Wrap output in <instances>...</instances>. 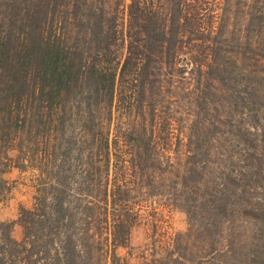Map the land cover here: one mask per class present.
I'll return each mask as SVG.
<instances>
[{
    "label": "trees",
    "instance_id": "1",
    "mask_svg": "<svg viewBox=\"0 0 264 264\" xmlns=\"http://www.w3.org/2000/svg\"><path fill=\"white\" fill-rule=\"evenodd\" d=\"M230 1L0 0V194L8 168L36 171L21 239L0 221V264H118L141 199L163 191L200 214L206 237L233 209L264 224L263 181L261 198L242 202L245 173L201 175L206 129L228 124L248 177L264 158V0H241L238 32ZM174 79L197 86L186 134L161 101ZM228 152L215 158L231 167ZM223 244L239 258L231 236Z\"/></svg>",
    "mask_w": 264,
    "mask_h": 264
},
{
    "label": "rangeland",
    "instance_id": "2",
    "mask_svg": "<svg viewBox=\"0 0 264 264\" xmlns=\"http://www.w3.org/2000/svg\"><path fill=\"white\" fill-rule=\"evenodd\" d=\"M240 2L241 0H231L227 9L230 15L228 29L235 32H238L244 21V6ZM183 62L185 57L180 56L179 63ZM195 87L197 86H188L187 83H182L178 79H174L170 86H161L162 105L164 109L171 112L175 122H179L178 127L183 134H186L187 125L192 119L190 104ZM217 99L220 98L210 97L212 101ZM246 113L249 111L243 110L240 125L252 132L253 129L249 127L248 121L250 117ZM227 129L228 124L227 127L215 128L213 133L210 132L211 129H206L209 138L203 142V145L208 147L211 155L207 157L208 160L201 175L204 174L209 181L219 182L217 175L221 168L225 170L230 168L234 176L245 173L247 177H235L239 188L242 189H240V201L255 202L261 198L259 192L260 182H264V158L260 165V176L255 173L256 178L248 177L250 172L243 168L242 165L245 163H242L240 159V154L244 151L242 145L228 139ZM182 143L178 147L180 159L184 154ZM222 151L223 153L230 151L228 153L233 160L231 167L222 166L221 161L215 158V153H222ZM169 155L172 156V153ZM213 156L214 160H212ZM35 174L36 171L30 168L20 170L12 166L2 175L5 180V189L0 194V221H14L10 235L15 240H20L23 235V227L15 219L20 207L29 208L32 204ZM164 194L167 193L163 191L158 196H150L147 200H143V196L141 199L140 205L137 206V221L130 229L127 244L114 248L119 258L118 264H162L168 256L177 254L185 260L184 264H264V224L260 225L233 209L230 212L232 215L228 216V221L220 222L219 228L216 224L212 226L210 230L213 233L210 232L211 235L206 237L203 231H200V214L194 213L187 218L183 210L170 205L171 201H167L168 197ZM231 218L232 222L229 221ZM228 236H231L237 244L234 251L239 258L236 260L230 257L224 247V238Z\"/></svg>",
    "mask_w": 264,
    "mask_h": 264
}]
</instances>
